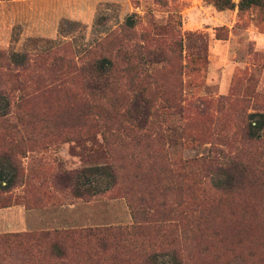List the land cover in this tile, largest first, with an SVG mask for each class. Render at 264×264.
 Returning <instances> with one entry per match:
<instances>
[{"label":"rangeland","instance_id":"rangeland-1","mask_svg":"<svg viewBox=\"0 0 264 264\" xmlns=\"http://www.w3.org/2000/svg\"><path fill=\"white\" fill-rule=\"evenodd\" d=\"M14 53L25 66L13 62ZM105 56L115 63L110 84L92 74ZM152 76L168 82L171 105L155 113L160 97L153 126L139 129L125 114L134 87ZM158 83L150 89L161 96ZM0 91L10 100L0 115V148H10L23 168L21 184L0 189L10 202L0 207V234L67 230L96 264H137L140 232L118 240L136 224L130 202L145 224L168 219L193 227L191 213L202 204L213 217L227 205L205 176L203 157L250 154L264 176V139L252 144L242 135L247 114L264 112L258 8L220 11L207 0H0ZM124 125L135 132L127 136L118 129ZM107 163L118 168V182L108 187L102 178L104 191L95 196H76L61 178ZM242 193L262 196L258 187ZM167 201L169 208L180 202L181 215L162 214ZM214 226L196 233L190 264H264V236L255 238L264 235L262 225L222 222V233L209 235ZM89 228L107 233L75 234Z\"/></svg>","mask_w":264,"mask_h":264},{"label":"trees","instance_id":"trees-1","mask_svg":"<svg viewBox=\"0 0 264 264\" xmlns=\"http://www.w3.org/2000/svg\"><path fill=\"white\" fill-rule=\"evenodd\" d=\"M207 1L220 11L235 9L237 7L239 12H243L251 8H258L264 20V0H239L238 2L234 0ZM179 45L181 46V43ZM156 54L160 56V53L156 52ZM19 56V53H14L12 55L13 62H16L17 66H25L26 63L22 60L24 59L23 56L22 58H19ZM157 56L151 62H156ZM129 59L132 62L131 56H129ZM114 66L113 59L108 56L102 57L95 61L92 74L97 81L105 79L110 84V78L113 81L116 80V77H112ZM150 78L152 80L149 79L148 84L144 85L145 89L141 88V83L137 87H134L135 95L130 100L125 114L129 122H133L131 124L139 129L152 127L153 118L151 119V117H154V112L159 114L167 106L171 105L172 93H169L168 88H166L168 82L162 80L160 81L161 83H158L157 79H154L153 76ZM113 83L115 82H112L111 85ZM153 83H158L156 86L163 89L161 96L158 92L154 93L150 89ZM131 84H135V82L132 81ZM97 90H99V87H97ZM159 98L161 100L159 107L161 108L160 110L158 109V112H152V108L155 107ZM9 107L10 100L8 94L0 91V109H3L0 115H6L9 112ZM118 129L120 131L127 130V136H131L135 132L134 129H127L125 125L124 127H118ZM160 135L163 136L162 134ZM242 135L246 141L252 144H256L264 139V112H250L247 114ZM136 138L138 142L140 139V142L143 141L140 136H136ZM133 140L135 139L133 138ZM139 143H136V146ZM254 158L255 156H251L250 154L246 156V154L239 152L224 153L221 158L214 153L203 157L205 176L211 180V186H213L214 191L221 195V197H224L227 203L223 207L221 215L213 217L214 215L210 212L212 206L202 204L203 208H198L195 211L199 212V214L191 213L196 219L195 222H197L193 227L189 222L178 224L168 219H158L154 223L150 221L148 224H145V222L139 220V212H137L136 205L130 202L131 212L136 224L130 227L133 228L132 231L130 228H123L118 233V236H126L124 238L120 237L118 240L124 239L127 241L136 231L140 232L138 239L133 240V242L137 243V248L139 249V261L137 264H190L189 252L193 246H197V232L203 233L207 230V227L215 225L209 235H212V233L219 235L222 233L220 229L222 222L233 224L242 221L248 224L256 221L264 227V176L263 173H257L258 166L256 165V161L258 159ZM22 170V165L15 157L13 151L8 147L0 148V189L2 191H10L23 182ZM118 173L119 170L113 163H107L105 165L71 170V172L63 173L61 178L65 179L68 186H71L76 196L84 197L88 195L95 196L99 192L104 191L99 188V182L102 178H107L109 180L108 187H113L118 182ZM247 187H258L262 196L260 198L253 197L251 200L246 199V197L244 198L242 191ZM166 191L171 192L167 188ZM168 203L167 201L159 205V207H163L161 209L162 214L169 216L170 219H172L173 215H181L178 206L180 202L178 204L170 203L172 204L171 208L166 207ZM9 205V201L5 202V199L0 197V207ZM255 207L259 208L258 213H253ZM209 219L210 223L208 224L207 221ZM106 233L107 231L104 228H89L75 232V234L84 237H97ZM52 234L55 236H51ZM148 234H153V236ZM69 235V231L67 230H56L53 233L49 231H37L0 234V264L98 263V261L95 263L94 259L91 258L92 254L88 248L82 249L77 244L73 246ZM263 236L260 235L255 238L261 242ZM102 245L105 246L104 243ZM251 254L255 255V253ZM71 256H75L76 259H71ZM16 259H22L23 262H16Z\"/></svg>","mask_w":264,"mask_h":264}]
</instances>
